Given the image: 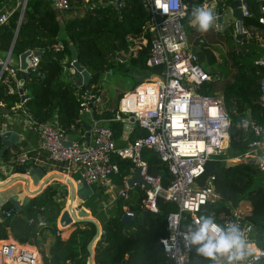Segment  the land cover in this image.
<instances>
[{"label": "trees", "instance_id": "trees-1", "mask_svg": "<svg viewBox=\"0 0 264 264\" xmlns=\"http://www.w3.org/2000/svg\"><path fill=\"white\" fill-rule=\"evenodd\" d=\"M182 1L186 4L182 22L187 43L198 64H212L216 58L211 47L223 48L228 75L219 78L206 70L210 79L196 90L203 95L221 99L222 108L230 122L226 151L230 158L239 157L254 138L248 122L264 126V106L258 100L261 68L253 63L255 59L264 58V51L255 37L256 34L264 37V29L259 23V8L264 0H242L246 8V15L242 18V30L246 35L239 40L235 39L233 22L227 23L221 29L210 27V35L203 37L204 32H200L192 23L195 18L193 9L201 5L203 0ZM233 1L217 0L215 10L221 12L231 7ZM21 2L22 0H0V11L11 10L6 22L0 25V52L10 50V57L13 59L26 49H39L41 54L38 56L36 68L29 70L23 78V96L14 91L15 79H19L18 70L15 71L14 78L6 71L1 74L0 125L4 114L20 113L22 109L33 124L46 122L55 116L57 125L67 135L83 130L85 123L79 118L80 99L75 95L79 85H71L61 80L63 71L70 68L69 44L74 46L78 63L90 74L89 85L95 91L100 88L102 74L109 72L115 63H127L147 71L150 76L160 75V65L148 66L145 62L149 54L150 33L148 16L140 0H126L121 8L110 5L86 7L81 14L67 18H63L49 0H25L22 11ZM69 3L72 8L75 6L79 9L83 4L81 0H69ZM133 45H137L133 54L130 51L127 56L118 54ZM121 58L124 61L121 62ZM140 82L142 81H135L130 89ZM122 94L117 96V103ZM23 98H26L24 102ZM20 101L22 108H15L14 105ZM95 110L93 108L91 111L92 117L108 119L106 124L113 129V137L119 136L121 123L119 120H110L121 116L117 112V104L111 110L105 109L99 113ZM144 134L142 129L133 126L127 140L132 142ZM20 153L21 150L16 145L3 150L1 161L11 166L9 173H24L33 167H40L44 172L48 170L47 167L33 162V152L23 156ZM19 157L24 159L22 163L17 160ZM141 158L146 163L147 172L158 176L161 187L166 188L171 180L166 164L147 147L141 149ZM112 160L119 167L113 181L121 186L122 179L127 175L129 161L115 156ZM210 176L213 177L212 187L219 198L205 205L198 213L199 217H211L222 225L223 215H227L240 201H247L250 211L243 217V221L252 225L251 242L258 248H264V172H260L249 158L232 163L214 159L205 162L198 183L202 184ZM134 187V191L128 189L126 201L120 198L114 201L113 215L101 214L100 217H95L101 231L92 241L93 264H167L168 258L158 240L167 233L166 214L176 208L158 198L156 211L147 210L141 205L143 192L138 185ZM65 196L64 187L53 182L33 195L20 211L14 212L9 203L3 204V212L14 213L9 217L3 216L0 221V245L6 243L10 236L21 245L36 247L41 254V264H87L90 255L87 246L96 234V225L89 221H78L64 230H57L55 219L63 206ZM124 204L133 214L129 223L120 221L123 214L121 206ZM40 220L47 223L38 225ZM187 260L188 264L214 263L199 255L196 247L192 246Z\"/></svg>", "mask_w": 264, "mask_h": 264}, {"label": "built area", "instance_id": "built-area-1", "mask_svg": "<svg viewBox=\"0 0 264 264\" xmlns=\"http://www.w3.org/2000/svg\"><path fill=\"white\" fill-rule=\"evenodd\" d=\"M81 1L83 8L108 5L121 8L126 2V0ZM140 1L148 16L150 33L149 54L145 62L148 66L160 65L162 71L160 75L140 82L120 96L117 112L121 116H117L116 120L137 126L145 134L136 137L125 146H116L113 129L92 120L87 131L81 134L80 140L71 141L59 126L47 121L35 125L38 132V146L47 154L48 160L61 167L62 172L67 167L75 166L87 184L94 183L123 201L128 199L127 191L130 186L126 178H123L121 188L116 187L112 182L111 177L117 175L119 171L118 164L112 160V157L128 160V177L137 170L142 180V183L138 184L144 195L142 207L156 211V200L159 198L176 208L166 214L167 233L158 240L163 253L168 258L167 264H188L190 246L186 244L185 236L195 229V221L200 218L198 213L204 209V206L219 198L212 187V176L206 178L202 184L198 183L205 162L214 159L237 162L249 158L260 172H264V126L248 122L254 138L241 156L232 158L211 156L227 150L230 122L219 97L203 95L196 90L210 79V75L198 64L187 43L186 30L182 22L186 13V4L182 0ZM238 1V7L244 16L245 4L242 0ZM49 2L58 12H69L72 7L69 0H49ZM216 2L217 0H203L197 7L212 8L214 29H221L222 21L227 22L228 19L224 16L226 9L221 12L215 10ZM24 3L25 0H22L21 11ZM231 7L228 13L230 19L234 20ZM259 11V23L264 29V3L260 5ZM10 13L11 10L0 11V25L6 22ZM218 18L220 24L217 23ZM255 37L264 51V37L258 35ZM29 59L26 73L36 68L38 56L31 55ZM253 63L261 68L258 100L264 106V58L255 59ZM69 64L71 65V62ZM16 70H18L17 66L11 63L9 50L5 53L0 52V76L6 71L14 78ZM21 95L23 96L24 92H21ZM78 98L79 111L90 114L100 103V90L95 91L92 85L83 86ZM25 99L23 98L22 101L24 102ZM14 107L22 108V102H18ZM21 111L24 112L22 109ZM65 142L69 144L64 145ZM143 147L152 149L159 160L166 164L171 176L166 188L161 187L158 176L147 172L146 163L141 158ZM17 160L19 163L24 161L22 157ZM25 173L28 174V171ZM122 211L124 215L133 217L125 204L122 206ZM243 214V209L238 204L230 209L227 215H223L222 225L214 222L221 228H226L229 224L238 225L247 241L251 242L252 225L243 221ZM11 215L12 212L9 211L3 213L4 217ZM1 262L41 264L36 249H30L27 245L15 241L0 245V264ZM219 264H227L226 257H220ZM242 264H264V248L252 249L251 254L246 256Z\"/></svg>", "mask_w": 264, "mask_h": 264}, {"label": "crops", "instance_id": "crops-1", "mask_svg": "<svg viewBox=\"0 0 264 264\" xmlns=\"http://www.w3.org/2000/svg\"><path fill=\"white\" fill-rule=\"evenodd\" d=\"M83 9L84 8L81 7L79 13H77V14H81ZM229 22H232V21L229 19V21L227 23H229ZM218 24H220V22ZM222 25L224 26L227 24L224 23V21H222ZM213 27H214V25H213ZM256 35H260V34H256ZM133 47L135 50L137 45L129 47L128 48L129 51L133 50L132 49ZM133 53H134V51L132 52V54ZM10 60H11V63L13 66H17V58L13 59L10 57ZM120 61L121 62L124 61V58H121ZM70 62H71V60H70ZM66 71H67V78H69V80H70V83H68V84H71V85L74 84L75 85L77 83L79 85V87L75 91V95H77V97H78V94H79L81 88L83 87V85L79 84L77 80H74V72H73L71 65H70V68L66 69ZM104 73H108V72H104ZM104 73L102 74V76L104 75ZM102 76H101V78H102ZM146 77H147V75L145 77H143V79H141V81L146 79ZM138 80H140V79L134 80L133 83L135 81H138ZM100 81L101 80H99V83H100ZM16 84H17V82H16ZM87 85H89V82ZM16 87H17V85H16ZM105 109L111 110V108L103 107L102 105H98L95 112L99 113V112H101V110H105ZM80 113L81 112L79 111V118H80ZM86 117H87L86 121L83 120V122L85 123L83 130H77L72 135L66 134L67 138L69 140H71V141L80 140L81 134L87 131L92 120L97 121L98 124L107 126L106 123H107L108 119H102V118L96 119V118L92 117L91 113L90 114L87 113ZM110 120L116 121V117L113 119H110ZM48 122H50L51 124L57 125L55 116L53 118H51L50 120H48ZM33 123L34 122L30 119V117L28 115H26L25 112H22V111L20 113H12L10 115L4 114V116H3V122L0 125V132L4 131V130H10V131L17 133V135H18L16 143L10 144L8 147H10L11 145H16L21 150L20 154L22 156L26 155V153H28V152H33L34 153L33 154L34 155L33 162L39 163L40 165L47 167L48 170L44 172L40 167H37L43 172L39 178V181L42 182L45 179V182H44V184L40 185V188H38V190H35L32 182L30 180L29 173L28 174L25 173L28 170H26L24 173H9V169L11 166L5 162L3 163L1 161V156H0V221L3 220V213H4L2 211V206L5 203H9L8 199L11 196H13V195L16 196V201L18 202V204H22L24 198L27 197L29 200L33 195H35L39 191H41L46 185L52 184L53 182H56V183H59L60 185H62L65 189V192H66V196H65V199L63 201V206L60 209L59 214L62 210L69 208L70 206H68V205H71L72 208L74 207L72 211L74 212V214H76L80 210V209L78 210V206H80V208L84 212H86L87 217L92 219L95 222L96 226L98 227V231L95 235V239H96L98 234L100 233V227H99V223L95 217H97V216L100 217V215H101V214H99V210L96 209V206L100 205L101 198L102 199L105 198L106 207H113L115 209L114 201L117 198H115L113 193L108 192V191L100 188L98 185H96L94 183H91V184H88V186L90 188V195L87 196L83 200L79 199L76 196V192L74 190V187L73 186L70 187V183L74 184L75 181H78L80 178H82L79 170L75 166H70V167H67L66 169H64V172H62L61 167L54 165L50 160H48L47 154L44 151H42L38 146V132H37V129L35 128L36 124H33ZM120 123H121L122 127H121V130L119 132V136L114 138V143L116 144V146H125V145L130 143L127 140V136L130 132V129L133 126L128 125V124H124L122 122H120ZM10 152H11V150H10ZM21 155H19V156H21ZM25 157L26 156H24V158ZM9 158L11 159L10 156H9ZM132 176H133V174L130 177H128V175H126L124 178L129 179ZM111 180L116 185V187H118V188L122 187V184H121V186H118L113 181L114 175L111 177ZM122 182H123V179H122ZM134 185H138V184L133 182L132 185L130 186L131 191L135 190L136 187H134ZM72 187H73V190L71 189ZM71 195L73 196L72 201L70 198ZM98 195H102V196L100 197ZM101 203H102V200H101ZM85 204H87V206H89L90 210H88L86 207H84ZM238 204H240L242 209H243V213H244L243 217L248 215L249 211H250V206H249L248 202L247 201H240ZM122 206H121V208H122ZM75 208L77 210H75ZM21 209H22V207H21ZM14 212H16V210H14ZM14 212H12V215ZM59 214H58V216H59ZM102 214L105 216H108L107 212H104ZM58 216L55 219V226H56L57 230H64L71 225L70 224L64 228H60L59 224H58ZM42 221L44 222V220H40L38 225L46 224V223H41ZM6 241L9 242V241H14V240L9 236ZM249 243L253 246L252 249L256 248V246L252 242L249 241ZM28 246L36 249V247H34L32 245H28ZM92 247H93V245H91V249H92ZM43 251H44V249H43ZM40 255L41 254L39 253V257H40ZM91 256H92V251H91ZM2 264H4V263L2 262ZM92 264H93V262H92Z\"/></svg>", "mask_w": 264, "mask_h": 264}, {"label": "water", "instance_id": "water-1", "mask_svg": "<svg viewBox=\"0 0 264 264\" xmlns=\"http://www.w3.org/2000/svg\"><path fill=\"white\" fill-rule=\"evenodd\" d=\"M238 5H239V1L234 0L232 2V8H231V14L233 15V17L235 19L234 31H235V39L236 40H239L240 38H243L246 35V33L242 30L243 14L240 11V8L238 7ZM217 22L218 23L220 22L219 18L217 19ZM68 48H69V52H70L69 55H70V60H71V66H72V69L74 72V80H77L79 84L86 86L89 82L90 74L78 63V61L76 59L74 46L72 44H69ZM9 54H10V50H9ZM40 54H41V50H39V49H26L23 52H21L20 54H18V56H17V69L19 72V79H18L17 84H16L17 88L14 91L21 94V92H22L21 86L23 83V78L26 74L28 65L30 63L29 57L31 55L39 56ZM1 111H3V110L1 109ZM17 138H18L17 133H15L13 131L4 130V131L0 132V143H1L0 156L2 155V152L5 148H7L10 144L16 143ZM68 144H69V142L64 143V145H68ZM28 173L30 175L29 177H30V180H31L35 190H38V188H40V185L44 184V182H45V179L42 182L39 181V178L43 172L39 168L33 167V168H30L28 170ZM133 182L136 184L142 183V180L140 179L137 170H135L133 176L128 179V181H127L128 186H131ZM71 186L74 187V190L76 192V196L81 200L85 199L87 196L90 195V188L83 178H80L78 181H75L74 184L70 183V187ZM73 187L71 188L72 190H73ZM70 198L72 201L73 196L71 195ZM8 202L14 210L19 211L21 209V207L23 208L27 204L28 198L27 197L24 198L23 203L18 204V202L16 201V196L13 195L8 199ZM131 219L132 218H130L124 214H122L120 216V221L123 223H129L131 221ZM78 221H89V222H92L95 224V222L92 219L87 217L86 212H84L83 210H79L76 214H74L71 207L62 210L58 216V224H59L60 228H64V227H66V226H68L74 222H78ZM41 223H47V222L42 221ZM97 231H98V227L96 226V233H97ZM95 235L93 236V238L91 239V241L89 242V244L87 246V250L89 251V254H90L88 257V260H87V264H92L91 245H92V241L95 238Z\"/></svg>", "mask_w": 264, "mask_h": 264}, {"label": "clouds", "instance_id": "clouds-1", "mask_svg": "<svg viewBox=\"0 0 264 264\" xmlns=\"http://www.w3.org/2000/svg\"><path fill=\"white\" fill-rule=\"evenodd\" d=\"M194 20L200 32H207L212 26L214 16L204 7L194 9ZM195 229L185 236L188 246L196 247L199 255L219 264L220 257H226L227 264H242L252 252V245L245 238L238 225L229 224L219 227L211 217L195 221Z\"/></svg>", "mask_w": 264, "mask_h": 264}, {"label": "rangeland", "instance_id": "rangeland-1", "mask_svg": "<svg viewBox=\"0 0 264 264\" xmlns=\"http://www.w3.org/2000/svg\"><path fill=\"white\" fill-rule=\"evenodd\" d=\"M211 4H213V3H211ZM80 9L78 7L73 6V8L71 7V10L69 12H59V13L62 14L63 18H67L69 16H73V15L79 13ZM207 10H211V12H212L213 9L210 8ZM228 12H229V7L226 8V10H224V16H230ZM230 20L233 23L235 21L232 18ZM224 23H226V22H224ZM211 27H213V23H212ZM210 31L211 30L209 28V30L207 32H204L203 37H208L210 35V33H209ZM59 35H61V32L59 33ZM133 46H135V45H133ZM132 49L133 50H131L130 52L134 51V47ZM190 49L192 50L191 47H190ZM211 49H213L212 53L214 54L216 61L213 62L212 64H205V65H203V63H201L200 66H201V68H204L205 70H207L209 72H213L216 77L225 78L228 75L229 70H228L227 63H224L226 61H224V57H223V48L221 46H215V47H211ZM128 52H129V49H127V51H125V52H120L118 54H122L124 56H127ZM146 75H147L146 79H144L142 81L150 79L152 76H150L147 73V71L139 70L137 68L129 66L127 63L123 64V65H119V63H115L114 66L112 67V69L108 73H104L102 78H100L101 81L99 83L100 84L99 90H100L101 100H100L99 105H102L103 107L112 108L113 106H115L117 104V102H116L117 96H119L121 93H124V92H127L128 90H130L131 85H132L134 80H136V79L141 80ZM61 80L65 83H70L69 78H67V71L66 70L63 71V74L61 76ZM86 115H87L86 112H81L80 113V120L86 121V118H87ZM225 162L231 163L233 161L228 160ZM98 196L101 197L102 195H98ZM101 200H102V203H101ZM101 200H100V205L96 206V209L99 210V214L107 212V215H113L115 213V209L113 207H106L105 198L104 199L101 198ZM79 209L82 210L80 208V206H78V210ZM75 210H77V209L75 208ZM1 264H2V262H1Z\"/></svg>", "mask_w": 264, "mask_h": 264}, {"label": "bare ground", "instance_id": "bare-ground-1", "mask_svg": "<svg viewBox=\"0 0 264 264\" xmlns=\"http://www.w3.org/2000/svg\"><path fill=\"white\" fill-rule=\"evenodd\" d=\"M211 156H215V157H219V158H226L228 157V154H227V151H223V152H218V153H215V154H212ZM71 207V205H68ZM73 210V208H72ZM29 247V246H27ZM29 248H32V247H29Z\"/></svg>", "mask_w": 264, "mask_h": 264}, {"label": "flooded vegetation", "instance_id": "flooded-vegetation-1", "mask_svg": "<svg viewBox=\"0 0 264 264\" xmlns=\"http://www.w3.org/2000/svg\"><path fill=\"white\" fill-rule=\"evenodd\" d=\"M225 19H228V21H229L230 17H229V16H225ZM228 21H227V22H228ZM227 22H226V24H227Z\"/></svg>", "mask_w": 264, "mask_h": 264}]
</instances>
